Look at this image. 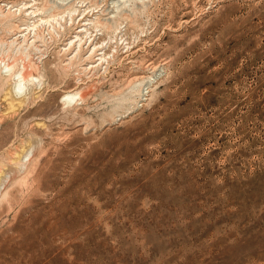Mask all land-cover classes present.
<instances>
[{
	"label": "rangeland",
	"instance_id": "374dc122",
	"mask_svg": "<svg viewBox=\"0 0 264 264\" xmlns=\"http://www.w3.org/2000/svg\"><path fill=\"white\" fill-rule=\"evenodd\" d=\"M0 8V264H264V0Z\"/></svg>",
	"mask_w": 264,
	"mask_h": 264
},
{
	"label": "bare ground",
	"instance_id": "6f19581e",
	"mask_svg": "<svg viewBox=\"0 0 264 264\" xmlns=\"http://www.w3.org/2000/svg\"><path fill=\"white\" fill-rule=\"evenodd\" d=\"M4 6L7 7V10H9V11L12 10V6H9L8 3H5ZM21 8L20 7L17 8L16 11L21 12ZM31 12L35 13L36 11L33 10ZM71 12L72 11H70L69 14ZM18 27L21 28L20 26H18ZM20 31H18V32H20ZM8 43H9V46L15 45V48H17V51L23 52L24 54L29 53V49H31L32 47H34L35 50H39L38 46L35 43V40H33L31 43H29V40H27V38H26V34L25 35H18L17 37H14L10 42H3V40L1 41L2 46L6 45ZM8 52H9V49H8ZM34 60H35L34 58L28 56L27 59L24 61L21 70H19V71L16 70V71L10 72V76H12V78H13V92L15 94H18V96H20V98L22 100L25 99V89L27 87V83L34 79V75L32 74V71L37 66V63ZM15 67H16L15 64L10 65L8 63L5 66V69L10 71V70H13ZM75 99H76L75 96L71 95V94L66 95L64 98L66 103H72Z\"/></svg>",
	"mask_w": 264,
	"mask_h": 264
}]
</instances>
